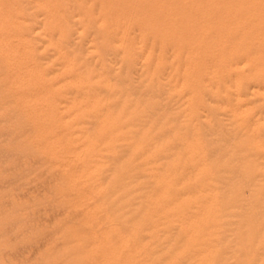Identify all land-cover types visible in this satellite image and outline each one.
Returning <instances> with one entry per match:
<instances>
[{
  "label": "rangeland",
  "instance_id": "obj_1",
  "mask_svg": "<svg viewBox=\"0 0 264 264\" xmlns=\"http://www.w3.org/2000/svg\"><path fill=\"white\" fill-rule=\"evenodd\" d=\"M0 264H264V0H0Z\"/></svg>",
  "mask_w": 264,
  "mask_h": 264
},
{
  "label": "bare ground",
  "instance_id": "obj_2",
  "mask_svg": "<svg viewBox=\"0 0 264 264\" xmlns=\"http://www.w3.org/2000/svg\"><path fill=\"white\" fill-rule=\"evenodd\" d=\"M9 2V1H8ZM243 28V27H242ZM110 74V73H109ZM167 144V143H166ZM236 149V148H235ZM147 150V149H146ZM65 151V150H64ZM241 152V151H240ZM165 156V155H164ZM169 156V155H168ZM182 161V160H181ZM187 166V165H186ZM178 171V170H177ZM176 171V172H177ZM217 172V171H216ZM219 176V175H218ZM231 181V180H230ZM222 183V182H221ZM99 185V184H98ZM189 185V184H188ZM213 190V189H212ZM89 194V193H88ZM248 200V199H247ZM195 224V223H194ZM152 233V232H151ZM124 239V238H123ZM125 240V239H124ZM170 245H172V244H170ZM52 254V253H51Z\"/></svg>",
  "mask_w": 264,
  "mask_h": 264
}]
</instances>
